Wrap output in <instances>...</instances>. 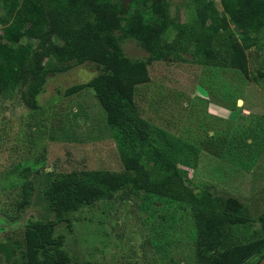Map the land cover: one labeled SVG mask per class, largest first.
<instances>
[{
  "label": "rangeland",
  "instance_id": "obj_1",
  "mask_svg": "<svg viewBox=\"0 0 264 264\" xmlns=\"http://www.w3.org/2000/svg\"><path fill=\"white\" fill-rule=\"evenodd\" d=\"M209 1L208 10L224 13L221 0ZM107 2L119 15L137 11L155 26L186 22L194 31L204 30L192 0ZM6 3L10 4L0 0L3 12ZM229 29L216 40L222 57L234 36L242 38L234 24ZM176 31L172 24L170 40ZM260 33V42L245 50L248 74L224 63H196L192 43L199 40L195 38L186 43L187 50H181V59L151 62V80L137 87L134 108L124 124L109 118L89 87L65 95L68 87L86 83L97 73L98 67L91 64L55 71L58 63L51 61L37 110L23 103L19 90L0 95V244L12 241L24 251V227L30 221L53 222V235L67 251L70 264H197L198 232L189 205L125 189L60 220L45 196L51 179L62 174L135 172L144 166L154 169L153 175L166 168L181 171L197 188L208 185L215 195L236 199L252 219L236 234L247 240L254 231L260 233L264 26ZM122 46L134 60L149 57L134 39H123ZM164 152L168 156H162ZM27 181L34 188L21 208ZM0 264L24 261L7 260L0 248Z\"/></svg>",
  "mask_w": 264,
  "mask_h": 264
},
{
  "label": "trees",
  "instance_id": "obj_2",
  "mask_svg": "<svg viewBox=\"0 0 264 264\" xmlns=\"http://www.w3.org/2000/svg\"><path fill=\"white\" fill-rule=\"evenodd\" d=\"M6 11L0 9V95L11 96L19 90L21 99L31 110L40 107L38 96L45 90L51 61L55 71L87 64L98 67L86 83L68 87L65 95L89 87L113 122L124 124L135 105L139 85L150 82L149 65L154 61L181 59L190 38L196 63L225 64L248 74L245 50L261 40L264 0H221L222 15L208 10L209 0H192L203 31H194L186 22H163L155 26L152 20L135 11L119 15L108 6V0H3ZM164 4L167 0H156ZM234 24L242 38L224 44L228 54L217 51L216 40L223 30ZM177 30L170 40L168 31ZM130 38L149 52L145 59L126 55L122 40ZM222 58V62L217 59ZM47 60V61H46ZM160 154V153H159ZM164 152L162 156H166ZM168 156V155H167ZM148 161V160H146ZM146 166L135 172L95 170L62 174L51 179L45 189L50 207L61 219L69 212L125 189L142 191L162 199L189 205L194 213L198 232L197 264H246L258 256L264 257V212L258 217L261 232L244 240L236 230L251 223L249 210L234 198L215 195L210 186L197 188L181 171L166 168L157 171ZM32 181L24 187L23 208L31 197ZM247 212V213H248ZM18 221V219H16ZM54 223L30 221L24 227L26 248L10 241L0 248L7 260L24 264H70V257L53 235Z\"/></svg>",
  "mask_w": 264,
  "mask_h": 264
},
{
  "label": "water",
  "instance_id": "obj_3",
  "mask_svg": "<svg viewBox=\"0 0 264 264\" xmlns=\"http://www.w3.org/2000/svg\"><path fill=\"white\" fill-rule=\"evenodd\" d=\"M258 264H264V257L261 259V261Z\"/></svg>",
  "mask_w": 264,
  "mask_h": 264
}]
</instances>
